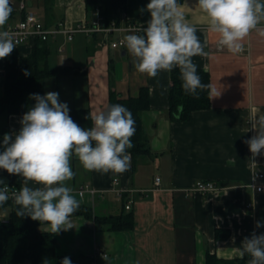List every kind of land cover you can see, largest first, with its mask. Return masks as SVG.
I'll list each match as a JSON object with an SVG mask.
<instances>
[{"label": "crops", "instance_id": "obj_1", "mask_svg": "<svg viewBox=\"0 0 264 264\" xmlns=\"http://www.w3.org/2000/svg\"><path fill=\"white\" fill-rule=\"evenodd\" d=\"M19 1L11 0L15 14L4 28L20 19ZM26 2L50 27L70 28L88 21L85 0ZM149 2L127 0L120 11L121 25L147 26ZM179 4L185 20L197 29L201 42H206L207 54L192 60L209 72L211 83V107L193 111L189 120L172 119L168 114L171 71H160L156 77L139 72L125 45L120 52L122 55L125 50L124 62L117 60L115 65L114 52L118 50L108 43L100 45L101 33L99 41L81 32L72 39L64 33L48 39L50 68L73 70L47 79L44 90L57 92L69 109L89 108L92 114L109 105L111 89L125 96L136 95L141 85L149 86L151 103L142 114L150 153L131 155L130 168L121 174L88 171L73 155L70 164L75 177L66 182L80 204L98 213L132 211L134 228L102 230L92 219L71 216L73 228L56 234L60 255L92 257L101 249L109 253L106 261L99 258L101 264H205L208 252L221 258L240 257L237 249L244 238L253 232L264 233V226L256 228L257 222L264 224V192L252 187V182L264 184V176H255L256 172L264 173V153L253 156L244 142L255 135L248 131L251 110L264 114V36L257 30L264 29V20L240 42L241 51L230 52L219 46L218 34L209 31L198 0ZM79 33L85 40L82 46L76 41ZM133 33L114 32L110 39ZM33 45L34 41L16 44L10 56L0 59V92L5 78L19 74L20 60L32 52ZM117 69L124 72L122 81L116 80L122 77L114 74ZM22 116H0V126L7 124L9 134L14 135L21 128ZM11 175L0 169V182L10 181ZM18 178L21 186L23 178ZM199 180L213 181L218 189L208 193L190 190ZM28 186L40 187L31 181ZM81 186L87 187L82 199L78 195ZM38 229L51 231L49 224ZM217 230L230 234L217 237Z\"/></svg>", "mask_w": 264, "mask_h": 264}, {"label": "clouds", "instance_id": "obj_2", "mask_svg": "<svg viewBox=\"0 0 264 264\" xmlns=\"http://www.w3.org/2000/svg\"><path fill=\"white\" fill-rule=\"evenodd\" d=\"M197 5L207 17L209 31L218 34L219 46L230 52L241 51L240 42L264 20L261 0H198ZM146 10L150 20L138 30L143 34H128L121 41L135 58L134 67L149 77L178 68L185 93L197 95V90L207 85L202 83L192 58L207 54L206 42H201L197 29L185 20L178 0H150ZM12 11L11 0H0V59L16 49L12 34L3 30ZM257 30L264 36V29ZM30 99L35 104L23 114L19 132L4 135L0 169L23 178L20 190L11 197L20 206L16 215L46 222L52 234H58L73 228L70 217L80 207V200L66 183L75 177L72 156L88 171H127L131 164L127 149L134 147L131 137L135 121L126 107L112 104L93 112V126L85 129L73 121L68 105L59 101L57 92L31 94ZM257 113V109L251 110L248 128L255 135L244 141L253 156L264 153V114ZM29 181L40 187H29ZM78 195L82 199L83 193ZM9 198L5 185L0 189V205ZM262 226L257 222V229ZM237 252L241 258L250 256L249 264H264V233L245 237ZM61 264L72 261L64 257Z\"/></svg>", "mask_w": 264, "mask_h": 264}, {"label": "trees", "instance_id": "obj_3", "mask_svg": "<svg viewBox=\"0 0 264 264\" xmlns=\"http://www.w3.org/2000/svg\"><path fill=\"white\" fill-rule=\"evenodd\" d=\"M127 0H85L88 21L95 17L97 9L106 21L116 19L120 23V11L124 9ZM183 0H178L182 3ZM13 11L10 18H13ZM20 18L25 17V12L20 11ZM9 18V19H10ZM46 25V24H45ZM49 26V25H46ZM95 41H99L98 33ZM50 47L48 40L35 39L32 52L23 56L20 60V72L2 83L0 92V116L8 117L11 114H24L35 101L30 99L31 94L43 96L46 80L56 78L59 74L66 73L73 68H50L48 57ZM25 72L28 75H25ZM197 73L201 77L204 89H198L197 95L186 94L182 88V80L178 68L170 72L169 84V108L170 118L176 120H189L195 110L208 109L211 107L210 99V74L207 70L197 67ZM60 101V97H59ZM120 104L132 113L135 121V134L131 137L133 148L127 149L133 157L151 152L149 138L144 129L142 114L150 109V89L148 85H141L136 95H123L116 89L109 93V105ZM69 115L80 127L90 129L93 124L89 108H71ZM9 134L7 124L0 126V152L3 148V138ZM10 183L20 186L18 175L12 174ZM6 182H0V185ZM20 206L14 201H7L0 205V213L8 211L6 218L0 217V264H61L64 257H69L72 264H87L92 257L78 255H60L57 253L56 234L51 231H40L38 227L46 222L32 220L30 217H18L16 211ZM83 215L94 220L96 227L102 230H130L134 228V214L132 211H122L119 214H101L93 207L80 204L79 209L72 215ZM223 233V234H222ZM228 230H217V237H228ZM250 256L221 258L215 253H207L205 264H249Z\"/></svg>", "mask_w": 264, "mask_h": 264}, {"label": "built area", "instance_id": "obj_4", "mask_svg": "<svg viewBox=\"0 0 264 264\" xmlns=\"http://www.w3.org/2000/svg\"><path fill=\"white\" fill-rule=\"evenodd\" d=\"M18 9L20 11L25 12V17L20 18L16 23L10 24L6 26L3 30H7L10 34H12L15 44H22L27 42H33L35 39H43L48 40L49 38L59 34L64 33L68 37V39H72L75 33L81 32L87 35H93L94 33H101L103 35V39L99 42L100 45L108 43L109 46L113 49H119L124 46L121 43L124 37H121L116 40H111L110 35L114 32H122V31H133L135 33H143L141 30L146 26L130 24L127 26H122L121 24H117L116 19H112L111 21H106L104 16L101 15L99 9H97L95 13V17L92 21H83L77 23L75 26L70 28L62 27V25H58L55 27L46 26L42 20L39 18L38 14L29 9L26 0H20L18 4ZM98 25L101 29H98ZM256 177H263L264 173L256 172ZM117 183V178L114 179ZM160 181V177L156 178V183L158 184ZM5 185L8 186V201H14L12 197L13 192H18L21 186L16 185L14 183L6 182L0 185V189H2ZM252 187L256 188L257 191L264 192V184H256L252 182ZM218 189L217 185L213 181H203L199 180L196 182L194 187L190 190L199 191L202 193H208L210 191H214ZM87 187L81 186L78 190L79 193L86 192ZM131 207L130 204L126 205V208L129 209ZM8 215L7 210H3L0 213L1 218H6ZM107 257L109 258V253L104 250L97 249L94 255H92V261L87 264H101L99 258Z\"/></svg>", "mask_w": 264, "mask_h": 264}, {"label": "rangeland", "instance_id": "obj_5", "mask_svg": "<svg viewBox=\"0 0 264 264\" xmlns=\"http://www.w3.org/2000/svg\"><path fill=\"white\" fill-rule=\"evenodd\" d=\"M81 37H83V34H80V33L77 34V35H76V41H77V44H79V45L82 46L83 43L85 42V40H83V38L81 39ZM115 38H116V39H119V34H116V35H115ZM78 39H79V40H78ZM111 39H113V37H111ZM123 48H124V46L120 47L119 49L117 48L116 50H118V51H115V52H114L115 58L117 57V59H115V60H116L115 65H118V61H117V60H119V61L121 60L122 62H124V56H122L121 53H120V52H121V49H123ZM79 51H80V47L77 48V52H79ZM114 74H115L116 76H120V75L122 74V75H121V76H122L121 79H120V77H118V78H116V80H117V81H119V80L122 81V80H123L124 72H120V71L117 69V70H116V73L114 72ZM117 81H116V82H117ZM119 85H120V84H119ZM119 85H118V86H119ZM45 92H47V91H45Z\"/></svg>", "mask_w": 264, "mask_h": 264}, {"label": "water", "instance_id": "obj_6", "mask_svg": "<svg viewBox=\"0 0 264 264\" xmlns=\"http://www.w3.org/2000/svg\"><path fill=\"white\" fill-rule=\"evenodd\" d=\"M124 53H125V50L122 51V55H124Z\"/></svg>", "mask_w": 264, "mask_h": 264}]
</instances>
